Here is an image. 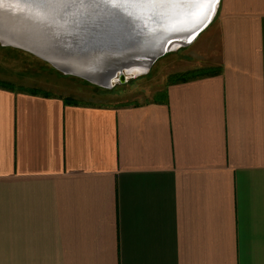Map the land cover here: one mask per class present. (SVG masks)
<instances>
[{"label":"crops","instance_id":"crops-1","mask_svg":"<svg viewBox=\"0 0 264 264\" xmlns=\"http://www.w3.org/2000/svg\"><path fill=\"white\" fill-rule=\"evenodd\" d=\"M205 37L137 103L0 85V264H264V0Z\"/></svg>","mask_w":264,"mask_h":264},{"label":"water","instance_id":"water-1","mask_svg":"<svg viewBox=\"0 0 264 264\" xmlns=\"http://www.w3.org/2000/svg\"><path fill=\"white\" fill-rule=\"evenodd\" d=\"M218 4L0 0V44L30 52L64 74L110 87L112 79L124 81L128 65H151L176 45L193 41Z\"/></svg>","mask_w":264,"mask_h":264},{"label":"rangeland","instance_id":"rangeland-1","mask_svg":"<svg viewBox=\"0 0 264 264\" xmlns=\"http://www.w3.org/2000/svg\"><path fill=\"white\" fill-rule=\"evenodd\" d=\"M217 11L218 7L212 21L189 44L176 45L171 50L159 56L149 66L148 69L146 68L140 70L138 73L125 74V79L122 83L116 78L110 87L99 86L76 75L64 74L49 62L30 52L18 49L16 47L3 46L0 44V71L7 72V70H9V73L12 75V77L15 80H19L20 82L13 83L9 80L3 81L9 83V85H7L8 87H15L17 90L24 92L43 93L45 91L39 86L48 89V86H45V82L48 84L55 82L57 86H61L68 90H74L77 87L81 88L88 95H93L91 98L97 96L106 98L110 97V95H114L115 93L120 95L131 93L130 97L127 99L131 103H137L147 98V94H142V92H146L147 90L150 91L153 86L160 85L159 82L166 75L167 70H170V66L184 62V59L196 58L195 56L191 57L190 55L193 53V50H197L198 52L200 45L205 43V36L209 33V27L214 22ZM11 51L15 53V57L8 59L7 55L11 53ZM8 61L11 63L10 65L6 64ZM11 61H14L16 64L14 68H12V66L15 64ZM5 67L11 68L6 69ZM193 69H198L201 72H205V69L201 68H191L179 73L171 72L172 74L169 75L168 81L174 78L173 75L183 74ZM207 71H209V69H206V72ZM155 97H158V95Z\"/></svg>","mask_w":264,"mask_h":264},{"label":"snow or ice","instance_id":"snow-or-ice-1","mask_svg":"<svg viewBox=\"0 0 264 264\" xmlns=\"http://www.w3.org/2000/svg\"><path fill=\"white\" fill-rule=\"evenodd\" d=\"M55 2V0H53ZM111 3V0H108ZM120 3H178L181 5H213L218 2V0H119ZM211 9H209L210 11ZM207 17L205 16L204 19Z\"/></svg>","mask_w":264,"mask_h":264},{"label":"trees","instance_id":"trees-1","mask_svg":"<svg viewBox=\"0 0 264 264\" xmlns=\"http://www.w3.org/2000/svg\"><path fill=\"white\" fill-rule=\"evenodd\" d=\"M205 73L201 72L200 70L198 69H193L191 71H187L183 74H177V75H173L174 78H172L171 82H174V81H186V80H189V79H192V78H195V77H198V76H201ZM0 85H4V86H7L9 85V83H6L4 81H0ZM65 102L66 103H74V99L71 98V97H66L65 98Z\"/></svg>","mask_w":264,"mask_h":264},{"label":"bare ground","instance_id":"bare-ground-1","mask_svg":"<svg viewBox=\"0 0 264 264\" xmlns=\"http://www.w3.org/2000/svg\"><path fill=\"white\" fill-rule=\"evenodd\" d=\"M150 63H148L147 61H140L139 63H134V64H130L126 67L124 71L125 74L127 73H138L140 72V70L143 69H148L149 68ZM115 79L110 80V83L112 84V82Z\"/></svg>","mask_w":264,"mask_h":264}]
</instances>
